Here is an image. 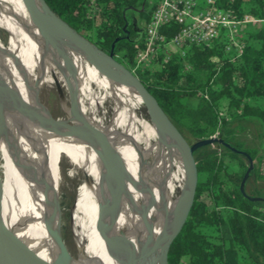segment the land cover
<instances>
[{
	"label": "bare ground",
	"instance_id": "bare-ground-1",
	"mask_svg": "<svg viewBox=\"0 0 264 264\" xmlns=\"http://www.w3.org/2000/svg\"><path fill=\"white\" fill-rule=\"evenodd\" d=\"M32 2L37 12L45 13L37 0ZM0 23L9 38L8 46L0 49V101L5 99L7 117L4 123L6 190L0 197V223L9 234V262L159 264V247L174 223L185 193L182 154L166 131L155 124L127 81L108 77L97 61L83 54L63 35H41L23 0H0ZM45 87L55 88L62 113L59 118L66 122V133H57L48 111L50 118L44 115L39 93ZM54 143L68 164L66 175L80 177L71 209L74 257L59 246L58 220L51 217L55 207L52 183L60 180ZM100 145L112 151L103 159L97 153ZM144 151L152 164V178L149 196L135 224L143 199L142 188L137 199L132 197L126 202L127 210L124 197L129 196L136 173L143 174ZM112 153L119 157L120 165L114 172L106 173L102 164L112 160ZM42 197L45 210L41 248L38 245L41 220L31 218L23 227L19 217L25 204ZM108 203L111 237L127 244L132 260L104 238L105 218L101 209ZM50 221L54 239L51 253L45 235Z\"/></svg>",
	"mask_w": 264,
	"mask_h": 264
},
{
	"label": "trees",
	"instance_id": "trees-1",
	"mask_svg": "<svg viewBox=\"0 0 264 264\" xmlns=\"http://www.w3.org/2000/svg\"><path fill=\"white\" fill-rule=\"evenodd\" d=\"M46 7L74 32L109 53L131 72L153 97L181 136L192 144L212 137L244 152L254 160L239 192L247 168L244 156L213 143L193 153L196 186L191 208L181 230L170 244L167 264H264V196L255 183L263 176L264 148L259 156L243 148L235 136L245 124L264 132V0H213V7L232 19L244 15L259 22L240 33L241 49L226 50L219 35L208 45L189 47L183 56L168 59L158 51L149 64L135 66L143 48V29L156 0H42ZM202 8L205 0H195ZM141 22L137 26L133 17ZM177 30L162 29L165 38ZM112 45V49H111ZM152 164L144 151L143 174L136 173L130 193L142 188L143 209L150 190Z\"/></svg>",
	"mask_w": 264,
	"mask_h": 264
},
{
	"label": "water",
	"instance_id": "water-1",
	"mask_svg": "<svg viewBox=\"0 0 264 264\" xmlns=\"http://www.w3.org/2000/svg\"><path fill=\"white\" fill-rule=\"evenodd\" d=\"M37 1L41 5V7L44 9L45 11L44 14H40L39 12L35 10L32 0H23V2L25 3L29 11L31 19L35 23L37 31L43 36L54 34V33L63 35L69 42L75 45L83 54L97 61L101 65L105 74L108 77L118 78L120 80L127 81L129 85L131 86V88H133L138 93L140 98L142 99L144 106L146 107L147 111L149 112L155 124L157 126H160L166 131V133L172 139L175 148L182 154L183 165H184V169L186 173L185 193H184L181 205L179 207V210L177 212V215L175 217L174 223L171 226L165 241L159 247V257H158L159 264H167L168 248L170 244L172 243V241L174 240V238L179 233V231L181 230V227L184 224V221L187 217V214L193 202L195 186H196V181H197L196 167H195V161L193 158V153L197 149L208 146V145H212L213 143H218V144L223 145L225 148L229 149L231 152L244 156L247 161V168L240 181L239 192L243 197H245L250 202L263 201V199L261 198L247 197L245 196L244 191H243L244 182L247 179L248 174L252 170V167H253L252 160L248 157V155H246L244 152L237 151L229 147L228 145L224 144L222 141L214 137L207 139V140L196 141L192 144H188L187 141L177 131V129L170 123V121L167 119L165 114L161 111V109L157 105L156 101L145 90V88L141 85V83L137 80V78L113 58L111 50L107 54L98 50L94 45L89 43L87 40H85L80 35H78L76 32H74L65 23L59 20L46 7V5L43 3L42 0H37ZM111 49H112V45H111ZM70 95L71 94H69V98H70ZM71 104L72 103H70V105ZM53 120L56 122V119H53ZM0 135L5 136V128L1 121H0ZM97 151H98L97 153L100 159L105 158L107 155H109L112 152L111 150H108L107 148H103L101 145L98 146ZM119 165H120L119 157H117V155L112 153V160L108 163H103L102 167L106 171V173H112L119 167ZM110 204L112 203L110 202ZM110 204L108 203L104 205V207H102L101 209V213L103 214L105 218V222L103 224L104 238L110 246L115 247L117 249H121L126 254H129L130 260H132V257H131L132 252L130 248L127 246V244L124 243V241L122 240H119V241L113 240L111 237V232H109V228L111 227V222H110L111 221V209H110L111 206ZM58 208H59V204H58ZM8 236L9 234L3 229L0 223V264H11L7 258ZM56 238H57V242L59 246L62 247L63 243H62L61 233H60V224L57 229ZM130 262H128L127 264H130Z\"/></svg>",
	"mask_w": 264,
	"mask_h": 264
},
{
	"label": "rangeland",
	"instance_id": "rangeland-1",
	"mask_svg": "<svg viewBox=\"0 0 264 264\" xmlns=\"http://www.w3.org/2000/svg\"><path fill=\"white\" fill-rule=\"evenodd\" d=\"M126 18L129 20L130 17H133V19L136 21L137 26L140 27L141 22L139 21V18L137 15H134L132 13H126ZM0 29H4V27L0 23ZM0 30V49L3 47L8 46L9 38L7 32ZM54 87H45L41 90L39 93V99L43 106L45 107V117L49 119V115H47V111L52 117V119H56V128L55 131L57 133H66L67 125L63 118H59L62 116V113L59 109V102L57 93L54 90ZM106 111H108V102L105 103ZM47 109V110H46ZM108 116V113L106 114V117ZM6 113H5V99L0 101V121L4 123L6 121ZM236 141L240 142L243 146V148H249L254 149L256 154L255 156H259L264 148V132L261 130L257 125L254 124H245L244 130L241 133L236 134L235 136ZM55 147V160H56V167L59 170V181H54L52 183V196L54 194L53 203H54V210L52 212L51 217L55 220L57 218L58 225L60 224V233H61V239L63 246L67 253L74 257L76 255L74 243H73V233H72V210L74 207V191L77 184L79 177V174H76L74 177H69L65 173V169L68 167V164L66 161H64V155L61 149H59L57 143H54ZM58 151V152H57ZM61 154V155H60ZM58 155V156H57ZM57 157V158H56ZM60 158V159H59ZM61 160V161H60ZM252 163L254 164L255 161L252 160ZM61 167V168H60ZM60 168V169H59ZM255 187L259 190L260 195L264 196V171L262 178L255 183ZM6 190V184H5V177H4V136L0 135V197L2 198L5 194ZM54 192V193H53ZM59 195H58V193ZM57 193V194H56ZM56 195V196H55ZM136 199L135 196H133L131 193L126 195L124 197L125 200V209L127 210V204L129 199ZM59 204V208H58ZM45 208V199L42 197L40 200L32 201L30 204L23 206L21 214H20V221H23V227L28 223V221L31 218H37L41 220V224L38 231V245L42 248V227H43V214ZM140 207L136 213L135 216V224H137L139 215H140ZM159 213V212H158ZM158 213H156L153 217L150 218V220L154 219ZM36 226L35 221L32 222L31 227L34 228ZM46 238H47V245L49 252H52V249L54 247V239H53V229H52V223H50L47 226L46 229ZM40 248V249H41Z\"/></svg>",
	"mask_w": 264,
	"mask_h": 264
},
{
	"label": "built area",
	"instance_id": "built-area-1",
	"mask_svg": "<svg viewBox=\"0 0 264 264\" xmlns=\"http://www.w3.org/2000/svg\"><path fill=\"white\" fill-rule=\"evenodd\" d=\"M259 21L244 15L232 19L228 12L213 7V0H205L198 8L195 0H156L149 21L143 29V48L134 57L135 66H146L158 51L168 59L172 54L183 56L191 46L208 45L221 35L226 50L233 47L238 52L240 33ZM174 24L177 30L165 38L162 29Z\"/></svg>",
	"mask_w": 264,
	"mask_h": 264
}]
</instances>
